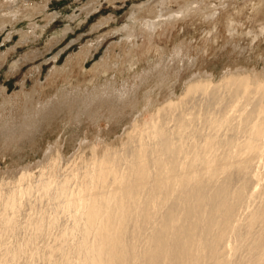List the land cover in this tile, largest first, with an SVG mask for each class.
<instances>
[{
	"label": "bare ground",
	"instance_id": "obj_1",
	"mask_svg": "<svg viewBox=\"0 0 264 264\" xmlns=\"http://www.w3.org/2000/svg\"><path fill=\"white\" fill-rule=\"evenodd\" d=\"M180 61L125 90L115 77L43 100L35 87L19 126L0 115L10 143L35 140L59 110L99 126L70 160L60 137L39 162L0 172V264H264V70L198 71L182 88ZM166 81L170 93H156Z\"/></svg>",
	"mask_w": 264,
	"mask_h": 264
},
{
	"label": "rangeland",
	"instance_id": "obj_2",
	"mask_svg": "<svg viewBox=\"0 0 264 264\" xmlns=\"http://www.w3.org/2000/svg\"><path fill=\"white\" fill-rule=\"evenodd\" d=\"M193 2L198 5L190 6ZM182 7L188 13L158 28L151 39L146 35L148 21ZM181 59L190 68L180 87L198 71L216 77L240 67L263 73L264 0H0V115L18 126L34 105L23 91L38 87L43 100H54L67 89L85 92L115 77L119 83L112 88L125 90L162 64L173 76ZM156 81L149 76L141 89L149 91ZM167 82L156 93L168 95ZM75 116L59 110L35 140L10 143L0 135V172L39 162L60 137L70 160L86 131L92 139L99 132L93 120L83 116L79 122ZM98 124L108 129V119Z\"/></svg>",
	"mask_w": 264,
	"mask_h": 264
}]
</instances>
